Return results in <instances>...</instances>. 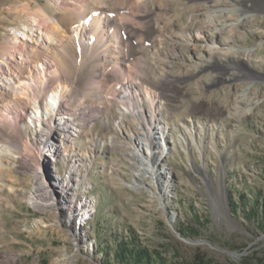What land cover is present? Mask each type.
Returning a JSON list of instances; mask_svg holds the SVG:
<instances>
[{
	"label": "rangeland",
	"instance_id": "obj_1",
	"mask_svg": "<svg viewBox=\"0 0 264 264\" xmlns=\"http://www.w3.org/2000/svg\"><path fill=\"white\" fill-rule=\"evenodd\" d=\"M135 1L123 15L132 31L120 35L122 60L90 57L74 42L53 56L74 101L84 100L60 113L84 120L69 156H59L66 141L55 139L57 154L41 156L36 174L0 143V264H118L115 245L131 233L169 264H264V0L209 9L197 0ZM46 2L0 0V54L26 31L21 11ZM222 17L232 25L220 35L228 42L210 54L196 35ZM81 22L71 18L69 28ZM121 82L136 83L131 91L159 143L153 173H137L133 152H151L138 146ZM8 88L0 79V118L19 123L3 140L22 149L37 125Z\"/></svg>",
	"mask_w": 264,
	"mask_h": 264
},
{
	"label": "bare ground",
	"instance_id": "obj_2",
	"mask_svg": "<svg viewBox=\"0 0 264 264\" xmlns=\"http://www.w3.org/2000/svg\"><path fill=\"white\" fill-rule=\"evenodd\" d=\"M134 1L47 0L44 6L36 5L35 9L21 11L26 20V31L21 33L20 36H14L11 43L4 46V53L0 54V59L4 62V66L0 65V79L9 83L7 90H12L13 104L22 110V117L26 120L28 119L33 125H37V129L35 128L34 133L31 132V139L27 140L23 144V148L20 149L16 143H9L3 140V137H6L5 130L11 133V129L17 127L19 122L12 118L1 117L0 143L6 145L2 150L3 152L7 153L8 156H14L24 162H29L31 164L29 165L31 166L30 168L36 174L41 168V156L47 160L48 155L54 156L55 153L57 154L58 143L55 139L66 141L67 147L62 149V155L58 153L59 156L63 158L69 156L65 151L68 152L67 148L76 145V140L83 129L84 120L73 123L69 121V117L68 121H63L67 117H61L63 115L60 113H64L67 106L74 101L72 97L73 89L65 75L67 72L53 56L58 49H63L64 44L74 42L77 48L86 49L90 57H103L106 60L111 59L112 62L117 63L121 59L120 55L122 54L121 52L118 53V46L122 42L120 35L128 30L132 31V27L127 24L128 20L123 19V15L129 14L133 10V7L129 6L130 4H139V2ZM197 1H204L207 9L211 7L217 8L216 6L222 7L229 3V0ZM49 7L58 8L61 13ZM99 7L106 9L103 11ZM110 10H114L116 13L113 14ZM90 11H94V13L90 18L86 19L88 17L87 13ZM74 17L81 19L82 22L70 29L68 20ZM227 19V17H222L221 20L217 21L211 18L207 23L209 26L207 35L202 36L201 33L196 35V39L205 44L204 46L210 54H213L214 50L218 49L216 43L221 40L220 35L223 30L232 26L231 23H227ZM227 42L225 40L222 41L223 45H226ZM41 52H46L47 54L44 56ZM116 55L118 57H113ZM10 63L17 67L16 71L11 70L9 67ZM120 72L121 77L126 76L124 70ZM121 84L128 95L122 94V97L124 98L125 107L129 110L130 116H132L130 120L135 121L137 119L136 121H138L135 131L137 130V133L142 137L138 138V146L147 145V149L151 152L150 156L146 157L136 155V151L133 152L135 161L138 157L140 158L138 159L140 161L139 166L136 168L137 173L140 176L146 173H153L157 164L153 163L151 165V158L156 153L159 143L155 142V132L150 131L149 124L141 115L137 92L135 90L131 91L136 83L128 82V85H126V83L121 82ZM125 96L132 97L133 101L135 102L136 100V102L132 103L128 100L125 102ZM81 101L84 100L78 101L76 99L74 102L82 104ZM106 102L110 103L108 99ZM150 104L152 107L153 103ZM137 109L138 116L135 115ZM90 111L92 112L93 110ZM62 123H64L62 126L66 127L62 128L60 126ZM120 124H125V122L121 121ZM59 185L58 181L54 184L55 188H58ZM60 188H63V186H60ZM38 192L36 189V193ZM28 200L30 203L35 204L34 201L38 199L36 195L30 194Z\"/></svg>",
	"mask_w": 264,
	"mask_h": 264
},
{
	"label": "trees",
	"instance_id": "obj_3",
	"mask_svg": "<svg viewBox=\"0 0 264 264\" xmlns=\"http://www.w3.org/2000/svg\"><path fill=\"white\" fill-rule=\"evenodd\" d=\"M113 256L118 264H169L156 251L142 248L132 233L126 243H116ZM192 264L207 263L203 258L197 257Z\"/></svg>",
	"mask_w": 264,
	"mask_h": 264
}]
</instances>
